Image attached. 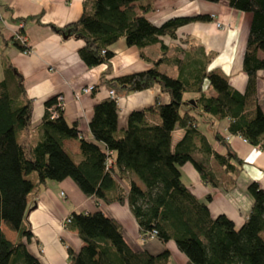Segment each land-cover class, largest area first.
I'll return each mask as SVG.
<instances>
[{
    "label": "trees",
    "instance_id": "1",
    "mask_svg": "<svg viewBox=\"0 0 264 264\" xmlns=\"http://www.w3.org/2000/svg\"><path fill=\"white\" fill-rule=\"evenodd\" d=\"M155 1L86 0L82 17L58 30L84 42L79 55L89 68L109 63L114 57L111 47L121 40L140 50L161 46L162 58L151 69L115 81L129 93L160 85L170 102L163 103L158 97L154 106L133 111L123 131L118 97L95 106L90 122L93 139L87 140L78 123L65 118L57 95L45 103L38 142L25 140L32 129L34 102L23 78L10 63L4 64L5 78L0 81V264H41L26 247V240L33 236L26 222L30 198L48 182L67 179L86 197L108 205L128 203L142 236H155L164 244L174 242L187 264H264V189L258 183L250 184L254 205L247 221L237 227L226 215L213 217L212 197L199 199L182 173L190 164L213 188L231 192L237 186L242 160L219 132L214 141L201 132L199 116L227 120L229 134L264 150V110L257 93L258 74L264 71V0H199L225 1L230 8L252 15L243 63L249 78L244 93L223 74L208 71L213 55L206 58L201 47L179 35L186 26L212 23L214 18L180 17L158 27L146 17L155 10ZM16 36L11 39L14 45L23 53L31 52ZM164 39L177 42L174 55L169 54ZM161 65L176 69L177 76L162 72ZM177 128L184 135L174 146ZM69 140L80 141L78 159L65 146ZM120 179H126L128 188ZM70 218L69 229L78 232L84 245L79 251L68 247L69 264H171L169 250L158 255L134 250L123 226L102 211H75ZM4 227L18 234L16 242L7 238Z\"/></svg>",
    "mask_w": 264,
    "mask_h": 264
},
{
    "label": "crops",
    "instance_id": "2",
    "mask_svg": "<svg viewBox=\"0 0 264 264\" xmlns=\"http://www.w3.org/2000/svg\"><path fill=\"white\" fill-rule=\"evenodd\" d=\"M85 1L0 0V81L5 78V63H10L23 78L27 95L34 102L32 129L29 133L38 138V128L46 111L45 103L57 95L63 101L65 118L69 123L77 122L87 140L93 139L90 122L94 108L109 99L111 91H115L118 96L120 131L126 129L133 111L154 106L158 97L163 103L170 102V95L160 85L129 93L119 89L115 81L151 69L154 62L162 58L159 44L140 50L128 47L126 41L121 40L111 47L114 57L109 63L89 68L83 62L79 51L84 42L66 37L58 30L82 17ZM154 5L155 10L146 17L158 27L174 18L212 16V23L186 26L179 31V35L188 37L194 47H201L206 58L214 56L209 72L223 74L236 90L241 93L246 91L249 78L244 72L243 63L252 15L230 8L225 1L213 4L199 0H156ZM218 24L221 28H218ZM17 34L27 37L32 50L30 54L23 53L11 41ZM163 42L169 46V54L174 55L177 42L170 39H164ZM142 53L145 57H142ZM164 68L176 72V69L167 65L160 66L161 71ZM90 86L94 87L93 92L84 94L83 90ZM257 93L264 110V71L258 74ZM199 119L204 125L200 130L209 140L214 141L216 132L226 138L242 160V169L237 186L231 192L207 185L190 164L182 168L183 180L199 199L212 197L209 209L213 217L226 215L240 227L249 218L254 205L248 187L258 183L264 189V150L244 142L239 136L229 134L227 120L207 116H199ZM30 134H26L24 139L34 143V137ZM183 135L181 128L175 130L174 146ZM65 146L76 159L79 158V140L65 141ZM217 150L222 151V147L217 145ZM120 182L128 188L126 179H120ZM62 193H65L64 197ZM75 211H102L123 226L125 239L134 250H146L153 255L169 250L171 259L174 258L179 264L188 263L187 257L174 242L164 244L156 239L146 240L140 233L128 203L108 205L94 197H86L72 180L67 179L63 182H48L45 188L30 198L26 222L33 236L26 240V247L41 264H69L68 247L76 251L83 247L78 232L63 227L65 219ZM4 232L10 241L18 240L16 232L7 227H4Z\"/></svg>",
    "mask_w": 264,
    "mask_h": 264
},
{
    "label": "built area",
    "instance_id": "3",
    "mask_svg": "<svg viewBox=\"0 0 264 264\" xmlns=\"http://www.w3.org/2000/svg\"><path fill=\"white\" fill-rule=\"evenodd\" d=\"M16 37L22 43L28 44V39H27L26 36H19V35H17ZM31 52H27L25 54H30ZM93 90H94V87L93 86H90V87L85 88L83 90V93L84 94H89V93L93 92ZM110 97L117 98L118 96H117V93L115 91H111L110 92ZM59 101H60V106H62L64 108V104H63V101H62L61 97L59 98ZM54 117H56V114H54ZM244 142L248 143L247 140H245V139H244ZM62 196L64 197L65 196V193H62ZM70 224H71V218L68 217V218L65 219L63 227L65 229H67V228H69ZM152 237L155 238V236H150L149 238L152 239Z\"/></svg>",
    "mask_w": 264,
    "mask_h": 264
},
{
    "label": "rangeland",
    "instance_id": "4",
    "mask_svg": "<svg viewBox=\"0 0 264 264\" xmlns=\"http://www.w3.org/2000/svg\"><path fill=\"white\" fill-rule=\"evenodd\" d=\"M218 28H221V25L220 24H218ZM162 72H166V73H168L170 76H173V77H176L177 76V74H176V72H174V71H172V70H168V69H162ZM210 94H215V92H213V91H210L209 92ZM199 126H200V129L201 128H203L204 127V125H202V121L199 119ZM26 134H30L29 132H27ZM21 134H18V140H20L21 141V136H20ZM30 136L31 137H34V140H33V142L34 143H37L38 142V137H37V135L36 136H34L33 134H30ZM34 175H36V174H34ZM31 179H32V177H31ZM146 240H155V238L154 237H152V239H150L149 237H146L145 238ZM175 244V243H174ZM176 245V244H175ZM171 264H179V263H177L176 261H175V259L173 258V259H171Z\"/></svg>",
    "mask_w": 264,
    "mask_h": 264
},
{
    "label": "water",
    "instance_id": "5",
    "mask_svg": "<svg viewBox=\"0 0 264 264\" xmlns=\"http://www.w3.org/2000/svg\"><path fill=\"white\" fill-rule=\"evenodd\" d=\"M192 103H194V102H192ZM29 212H30V211H29ZM26 219H28V215H27Z\"/></svg>",
    "mask_w": 264,
    "mask_h": 264
}]
</instances>
